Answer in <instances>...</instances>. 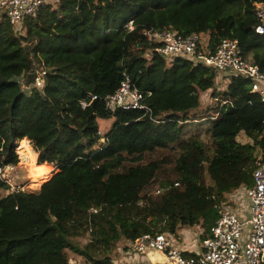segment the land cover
Instances as JSON below:
<instances>
[{
  "label": "trees",
  "instance_id": "16d2710c",
  "mask_svg": "<svg viewBox=\"0 0 264 264\" xmlns=\"http://www.w3.org/2000/svg\"><path fill=\"white\" fill-rule=\"evenodd\" d=\"M256 2L264 0H54L25 27L0 20V167L55 168L39 192L1 183L0 264H73L70 252L85 264H130L113 253L129 252L143 235L177 238L194 227L201 240L210 235L216 206L252 187L264 165V105L247 80L233 77L219 92L211 69L168 63L143 32L202 34L213 50L237 40L264 69ZM35 62L49 71L44 90L34 86ZM126 77L152 94L160 123L138 111L107 112L104 99ZM209 91L218 102L202 109ZM91 96L99 99L84 109ZM111 117L104 137L99 121ZM202 121L211 123L212 156L200 136L184 137Z\"/></svg>",
  "mask_w": 264,
  "mask_h": 264
},
{
  "label": "built area",
  "instance_id": "2783aa9c",
  "mask_svg": "<svg viewBox=\"0 0 264 264\" xmlns=\"http://www.w3.org/2000/svg\"><path fill=\"white\" fill-rule=\"evenodd\" d=\"M53 3L54 0H0V19L6 17L11 25L24 26L28 18L37 16L43 8ZM254 11L258 20L255 33L264 38V3L256 2ZM128 28L134 30V23H129ZM143 36L168 63L184 58L195 65L211 69L216 74V89L219 92L227 90L233 77L249 81L251 94L257 95L264 105V69L244 55L237 40L224 39L213 50L209 45V37L198 33L182 36L170 29L144 31ZM48 74L44 65L37 64L34 86L44 90ZM22 87L24 90L28 88L26 83H22ZM209 92L213 102L217 103L218 99L212 97V91ZM209 92L203 94L202 99L207 98ZM151 96V93L138 90L126 77L118 91L107 96L104 103L111 115L118 111H138L149 116L153 122L160 123L153 117V109L148 104ZM98 99L97 96H91L89 101L82 102V107L85 109ZM224 105L232 106V102L225 101L221 107ZM218 116L216 114L212 120ZM102 141L105 142V138ZM7 167H0V185L7 183L11 186ZM253 177L252 187L236 190L227 197V204L216 206L219 218L207 238L201 240L199 233L197 245L180 249L176 245V237L165 233L146 234L131 244L130 251L124 253L125 260L137 264L141 258L158 252L163 254L166 264H264V165L258 166ZM13 188L16 189L15 186ZM165 191L158 189L155 193L159 195ZM232 202L236 203L237 209H230ZM188 252L195 256L186 257L185 253Z\"/></svg>",
  "mask_w": 264,
  "mask_h": 264
},
{
  "label": "rangeland",
  "instance_id": "374dc122",
  "mask_svg": "<svg viewBox=\"0 0 264 264\" xmlns=\"http://www.w3.org/2000/svg\"><path fill=\"white\" fill-rule=\"evenodd\" d=\"M24 27H25V25H24ZM36 64H38V63L35 62V68H36ZM31 73L33 75L35 73V71H33V69H32ZM23 83H26L27 86L29 85L28 87H31V85H30V76L25 77ZM206 97L207 98L204 97V99H202V109H206L208 106H212V104H214L213 100L211 99V92H209L206 95ZM202 111H204V110H202ZM200 113H201V110H200ZM114 123H115V118L114 117H111L108 120H100L99 121L101 134L104 137L113 129ZM210 127H211L210 121H205V122L202 121V122H196V123L191 122V124H188V126H187V132L185 133L184 137L200 136L201 139L209 147V155L212 156L213 155V151H214V147L212 146L211 138L208 135V130H209ZM238 140L241 143H249L250 142V140L243 134H241L239 136ZM11 162H12V159H11ZM205 165L207 166V164H205ZM41 166H43V165H41ZM51 174H52V172L46 174L44 176L45 178L43 177V179H39L38 182L34 183L33 180L37 179L34 169H32L30 167L29 168L28 167H26V168L24 167L23 170L20 172L19 176L16 178V182L17 183L18 182L24 183L25 180L26 181L29 180L25 184L24 190H29V191H33V192H39L38 190H39L40 186L44 183V181H46L49 178V176ZM206 180H207L208 185H213V183H212V181H211V179H210V177L208 175L206 177ZM61 181H63V180H61ZM27 184H29V186H27ZM13 187L14 186H12V188ZM17 187L15 186V188H17ZM4 194H6V192H4ZM229 207H230L231 210L237 209L236 203H233V202L230 204ZM183 231H184L183 232L184 234H182L179 237L175 238V240L177 241L176 245H177L178 248H180V249H183V248H186V247L191 248V247H193V246H195V245H197L199 243L198 236H199V233H200V228H198V227L188 228V229H184ZM124 245H122L121 247L123 248ZM70 259H71L73 264H85V262H84V260L82 258L78 257L77 255H75L72 252H70ZM113 259L118 261V262H120V263L123 262V261H124V263H127V261L125 260V255L122 254V253L119 254V252H117V251H115L113 253ZM139 261L141 262V259Z\"/></svg>",
  "mask_w": 264,
  "mask_h": 264
},
{
  "label": "bare ground",
  "instance_id": "6f19581e",
  "mask_svg": "<svg viewBox=\"0 0 264 264\" xmlns=\"http://www.w3.org/2000/svg\"><path fill=\"white\" fill-rule=\"evenodd\" d=\"M23 168H24V165H16L13 163L8 164L7 173H8L9 181L13 186L17 187L20 185V183L16 182V178L19 176ZM53 170H54V167L51 164H45L43 166H39L34 169L37 179H43V177L46 174L52 172Z\"/></svg>",
  "mask_w": 264,
  "mask_h": 264
},
{
  "label": "crops",
  "instance_id": "0c3cea01",
  "mask_svg": "<svg viewBox=\"0 0 264 264\" xmlns=\"http://www.w3.org/2000/svg\"><path fill=\"white\" fill-rule=\"evenodd\" d=\"M25 182H26V180L24 181V183ZM18 183H20V182H18ZM183 232L184 231L182 230L180 232V234L181 235L184 234ZM136 259L138 260V257H136ZM141 260L142 261L141 262L139 261L138 264H166L163 254L158 253V252H152V253H150V255L148 257L141 258ZM122 263H124V261Z\"/></svg>",
  "mask_w": 264,
  "mask_h": 264
},
{
  "label": "water",
  "instance_id": "95a60500",
  "mask_svg": "<svg viewBox=\"0 0 264 264\" xmlns=\"http://www.w3.org/2000/svg\"><path fill=\"white\" fill-rule=\"evenodd\" d=\"M261 153H262L261 151H258L257 156H256L257 159H260ZM25 184L26 183H21L18 187L19 188H24L25 187Z\"/></svg>",
  "mask_w": 264,
  "mask_h": 264
}]
</instances>
